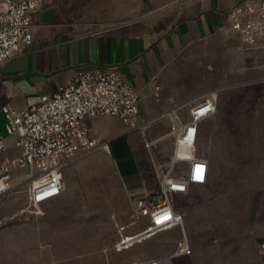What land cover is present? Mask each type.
<instances>
[{
  "label": "crops",
  "instance_id": "crops-1",
  "mask_svg": "<svg viewBox=\"0 0 264 264\" xmlns=\"http://www.w3.org/2000/svg\"><path fill=\"white\" fill-rule=\"evenodd\" d=\"M58 1L44 0L30 13L31 46L0 66V135L6 136L3 106L29 108L68 84L77 70L108 65L116 66L139 92L138 117L147 124L142 132L125 133L117 118L90 119L101 145L66 164L63 191L41 204L40 213L27 208L28 169H12L14 189L0 198V264H264V191L256 199L237 197L236 203L228 193L222 205H193L186 221L173 206L182 215L180 224L114 249L148 224L146 216L131 219L136 201L158 202L157 175L165 167L156 153L167 141L172 151L166 137L169 121L161 115L195 97L174 85L172 58L213 36L236 39L228 31L225 12L241 0L179 2L176 21L161 35L140 21L75 35L66 27ZM181 114L186 118L187 110ZM15 140V135L6 136L0 161L19 154ZM147 141L156 142L146 148ZM182 240L189 254L179 251Z\"/></svg>",
  "mask_w": 264,
  "mask_h": 264
},
{
  "label": "built area",
  "instance_id": "built-area-1",
  "mask_svg": "<svg viewBox=\"0 0 264 264\" xmlns=\"http://www.w3.org/2000/svg\"><path fill=\"white\" fill-rule=\"evenodd\" d=\"M44 0H0V66L21 56L31 46L33 35L30 13L38 10ZM228 31L243 49H264V0H241L225 12ZM155 87V98L158 97ZM217 90L174 105L161 117L169 121L166 134L172 141L169 166L157 175L156 204L136 201L132 220L148 218L146 228L114 246L120 250L136 241L166 230L182 222V215L173 208V196L185 194L191 186L204 185L210 167L208 160L198 154L201 124L216 110ZM139 92L118 73L116 66L77 70L71 81L54 93L41 96L26 109L5 105L1 108L6 136L15 135L19 154L4 156L0 161V198L9 194L14 185L10 172L27 168L24 180L29 183L27 208L40 213L39 206L57 198L64 189L63 168L78 154L87 153L101 145L98 134L89 126L94 117H114L123 132H142L146 122L138 117ZM187 108V117L181 111ZM6 136L0 135V155L5 150ZM156 142V141H155ZM145 142L149 148L155 144ZM106 148V145H103ZM152 159V158H151ZM153 162V159H152ZM184 167L178 171L177 165ZM156 172L158 166L153 162ZM198 176L202 178H197ZM179 251L190 249L184 240ZM156 264V262H150Z\"/></svg>",
  "mask_w": 264,
  "mask_h": 264
},
{
  "label": "rangeland",
  "instance_id": "rangeland-1",
  "mask_svg": "<svg viewBox=\"0 0 264 264\" xmlns=\"http://www.w3.org/2000/svg\"><path fill=\"white\" fill-rule=\"evenodd\" d=\"M184 1L58 3L66 27L75 35L130 21H140L152 33L161 35L176 21L175 10ZM171 66L174 85L181 90L187 88L195 97L211 90L218 92L215 113L200 126L197 149L209 162L210 176L204 185L191 186L186 194L174 196L173 206L186 221L193 205H222L228 193L236 196L235 203L241 196L256 199L264 191V53L241 50L234 37L219 35L184 47L174 55ZM170 150L167 141L156 153L157 162L165 169L170 163ZM183 167L179 164L175 170Z\"/></svg>",
  "mask_w": 264,
  "mask_h": 264
},
{
  "label": "snow or ice",
  "instance_id": "snow-or-ice-1",
  "mask_svg": "<svg viewBox=\"0 0 264 264\" xmlns=\"http://www.w3.org/2000/svg\"><path fill=\"white\" fill-rule=\"evenodd\" d=\"M197 178L199 179V178H202V177L198 176Z\"/></svg>",
  "mask_w": 264,
  "mask_h": 264
}]
</instances>
